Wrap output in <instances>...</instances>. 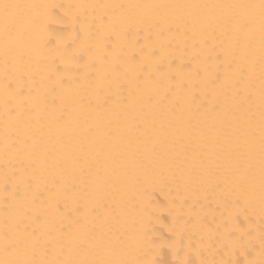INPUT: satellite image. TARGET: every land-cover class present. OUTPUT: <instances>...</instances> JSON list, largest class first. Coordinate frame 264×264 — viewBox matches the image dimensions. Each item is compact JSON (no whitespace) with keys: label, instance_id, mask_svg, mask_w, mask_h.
Returning <instances> with one entry per match:
<instances>
[{"label":"snow or ice","instance_id":"snow-or-ice-1","mask_svg":"<svg viewBox=\"0 0 264 264\" xmlns=\"http://www.w3.org/2000/svg\"><path fill=\"white\" fill-rule=\"evenodd\" d=\"M165 250L264 264V0H0V264Z\"/></svg>","mask_w":264,"mask_h":264},{"label":"bare ground","instance_id":"bare-ground-1","mask_svg":"<svg viewBox=\"0 0 264 264\" xmlns=\"http://www.w3.org/2000/svg\"><path fill=\"white\" fill-rule=\"evenodd\" d=\"M62 3H98V2H135V0H58ZM145 2H162V0H145ZM174 2H231V0H174ZM167 192V189L165 190ZM158 198H163V194L157 192ZM157 259L161 260L163 264H170L172 260L171 254L165 250L162 251Z\"/></svg>","mask_w":264,"mask_h":264}]
</instances>
